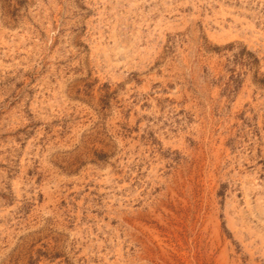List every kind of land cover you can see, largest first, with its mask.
<instances>
[{"label": "rangeland", "instance_id": "obj_1", "mask_svg": "<svg viewBox=\"0 0 264 264\" xmlns=\"http://www.w3.org/2000/svg\"><path fill=\"white\" fill-rule=\"evenodd\" d=\"M0 264H264V0H0Z\"/></svg>", "mask_w": 264, "mask_h": 264}]
</instances>
